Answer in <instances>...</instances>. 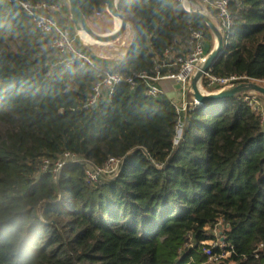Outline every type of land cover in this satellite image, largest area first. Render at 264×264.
Returning a JSON list of instances; mask_svg holds the SVG:
<instances>
[{
	"label": "trees",
	"instance_id": "1",
	"mask_svg": "<svg viewBox=\"0 0 264 264\" xmlns=\"http://www.w3.org/2000/svg\"><path fill=\"white\" fill-rule=\"evenodd\" d=\"M24 1L59 3L72 21L68 0H0V264H213L201 241L217 238L205 228L218 219L231 251L220 264H264V123L247 92L188 108L176 144L174 101L146 95L138 76H155L167 50L185 52L191 28L210 54L209 25L180 0H118L132 33L125 56L67 65ZM79 1L88 22L109 14L108 0ZM230 13L211 72L264 85V0H230ZM103 69L123 81L88 109ZM66 151L79 160L55 180L43 160ZM111 157L122 159L119 172L91 183L87 162Z\"/></svg>",
	"mask_w": 264,
	"mask_h": 264
},
{
	"label": "built area",
	"instance_id": "2",
	"mask_svg": "<svg viewBox=\"0 0 264 264\" xmlns=\"http://www.w3.org/2000/svg\"><path fill=\"white\" fill-rule=\"evenodd\" d=\"M184 9L190 10L189 4L185 1L182 3ZM21 6L30 16L35 27L41 35L49 36L52 40V46L58 52V62L66 63L67 65L80 62L82 64H94L93 58L87 52L80 50L76 44V40L71 34L65 30L56 19L54 13L61 10L62 6L59 3H49L46 1L33 3L24 1ZM193 8L200 9L208 14L215 21L219 30L225 35L231 30L232 17L230 13V0H198V5ZM101 15V12H97ZM192 34L189 41V46L185 52L178 55L172 54L170 50L165 53V59L161 64H157V73L155 76H150L146 72L138 74L140 78L146 82L145 93L151 97H157L166 92V84L170 83L173 86L181 85L183 99L174 102L176 107L177 125L176 138L177 144L182 137L184 121L183 117L188 108L199 103L194 99L192 94L191 81L197 71L203 66L209 54L206 53V37L201 30L191 28ZM163 66H175V71L169 70L166 74H161L159 69ZM243 76L230 75L218 76L211 72V69L203 74L200 80V88L203 92H218L229 88L238 79ZM123 81L120 72L113 69H103L99 74V79L94 83L91 92L86 100L85 107L93 109L105 99H109L114 94L116 87ZM128 83L134 88L136 83L133 78L127 79ZM187 95V97H186ZM245 101L261 114L264 123V110L262 107V98L260 93L249 91L244 96ZM79 160V157L70 151H66L61 158L56 162H51L48 159L43 160L42 170H51L53 178L58 179L61 170L72 162ZM86 175L91 183H97L102 176L116 175L121 167L122 159L111 157L103 166H95L91 162H87ZM223 228L222 219H218L213 228L206 227L207 234H213L217 238H210L201 241L205 246L204 252L207 256L208 263H218L222 259L228 258L231 251L225 249V243L218 238L219 233ZM192 238V235H189ZM263 246V245H261ZM215 248H220V251H214Z\"/></svg>",
	"mask_w": 264,
	"mask_h": 264
},
{
	"label": "water",
	"instance_id": "3",
	"mask_svg": "<svg viewBox=\"0 0 264 264\" xmlns=\"http://www.w3.org/2000/svg\"><path fill=\"white\" fill-rule=\"evenodd\" d=\"M180 1L182 3L184 1L188 2L190 10H187V12L205 21L216 36L215 47L213 48L211 53L208 55L203 66L197 71V73L192 78L191 86H192V94H193L194 99L199 104H205L208 102H213V101H218V100H223L226 98L234 97L237 94L245 93L249 91L258 92L264 96V85H261L258 82H254V81L241 82V83H238L236 85H233L229 88H226L218 92H203L201 90L200 80L202 79L203 74L212 68V66L220 59L223 53L224 35L219 30L216 23L212 20V18L208 14L202 12L200 9L193 8L194 6L198 5V0H180ZM68 2H69L72 22L75 26V29L78 32H81V31L85 32L94 41H98L96 43L107 44V43H111L112 41L119 39L120 36L126 30V27L128 26L127 20L125 19V17H123V15L120 13L118 9V0H108L107 10L114 18L115 17L120 18L121 20L120 26L118 28H115L112 32L106 33V34H98L92 29V27L88 23V20L86 19V17L84 16L82 12L79 0H68ZM177 94H179L178 99H180L182 95L180 84L175 85L174 92L167 93L166 95L170 99H172V98H177Z\"/></svg>",
	"mask_w": 264,
	"mask_h": 264
},
{
	"label": "rangeland",
	"instance_id": "4",
	"mask_svg": "<svg viewBox=\"0 0 264 264\" xmlns=\"http://www.w3.org/2000/svg\"><path fill=\"white\" fill-rule=\"evenodd\" d=\"M186 3L189 4L188 2H186ZM63 14H64L63 11L55 12V17L58 20L59 24L65 30H67L69 33H71L70 23L68 24L64 20H59V17H61V15H63ZM109 14H103L101 16H94L88 22L89 25L92 27V29L96 33H98V34H106L107 33L106 31H108L107 29L112 27V25L114 26L113 20H115V18L111 14L110 15ZM77 36L80 38V41L85 46H87V53L90 54V56L92 58L95 57V59L99 61V62L98 61H96V62L101 65V62H100L101 58H104L106 60H112V64H114V62L122 59L125 56L127 45L131 41V38H132V33L130 32L128 27H126V30L120 36L119 39H117L115 41H112L111 43H107V44L96 43L86 33H83V38L80 37L78 34H77ZM213 36H214V47H215V45H216V36H215L214 33H213ZM88 37H90V39ZM261 98H262V101H261L262 102V107H263V110H264V98L262 97V95H261ZM213 264H220V262L213 263Z\"/></svg>",
	"mask_w": 264,
	"mask_h": 264
},
{
	"label": "crops",
	"instance_id": "5",
	"mask_svg": "<svg viewBox=\"0 0 264 264\" xmlns=\"http://www.w3.org/2000/svg\"><path fill=\"white\" fill-rule=\"evenodd\" d=\"M61 11V10H60ZM59 12V11H58ZM54 15H55V13H54ZM59 20H64L66 23H70V26L71 27H74L75 28V26H74V24H73V22L72 21H70V18L69 17H67L66 16V14H63V15H61V17H59ZM113 24H114V26L112 25V27H110L109 29H107L108 31H106L107 33H110V32H112L115 28H118V26H117V23H116V20H113ZM76 30V29H75ZM77 31V30H76ZM79 35L80 36V32H76V35ZM81 37V36H80ZM175 91V86H173L172 84H170V83H167L166 84V92L164 93V94H167V93H170V92H174ZM178 95L179 94H177V98H172V100L174 101V102H178L179 100H182L184 97H183V94L181 95V98L180 99H178ZM186 97H187V95H186Z\"/></svg>",
	"mask_w": 264,
	"mask_h": 264
},
{
	"label": "bare ground",
	"instance_id": "6",
	"mask_svg": "<svg viewBox=\"0 0 264 264\" xmlns=\"http://www.w3.org/2000/svg\"><path fill=\"white\" fill-rule=\"evenodd\" d=\"M115 20H116L117 26L119 27L120 23H121L120 18L115 17ZM80 33H81L80 36L83 38V33H85V32L81 31ZM88 38L90 39V37H88ZM95 42H98V41H95Z\"/></svg>",
	"mask_w": 264,
	"mask_h": 264
}]
</instances>
